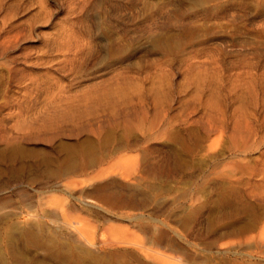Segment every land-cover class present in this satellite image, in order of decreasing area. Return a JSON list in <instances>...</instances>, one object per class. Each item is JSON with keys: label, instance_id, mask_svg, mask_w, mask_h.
<instances>
[{"label": "rangeland", "instance_id": "rangeland-1", "mask_svg": "<svg viewBox=\"0 0 264 264\" xmlns=\"http://www.w3.org/2000/svg\"><path fill=\"white\" fill-rule=\"evenodd\" d=\"M0 264H264V0H0Z\"/></svg>", "mask_w": 264, "mask_h": 264}, {"label": "bare ground", "instance_id": "bare-ground-1", "mask_svg": "<svg viewBox=\"0 0 264 264\" xmlns=\"http://www.w3.org/2000/svg\"><path fill=\"white\" fill-rule=\"evenodd\" d=\"M28 198V197H27ZM161 254V253H160ZM160 257V256H159Z\"/></svg>", "mask_w": 264, "mask_h": 264}]
</instances>
